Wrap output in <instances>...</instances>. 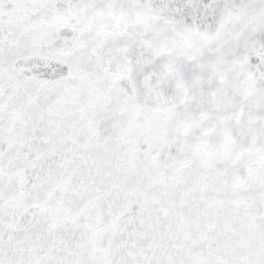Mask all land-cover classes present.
<instances>
[{"label": "snow or ice", "instance_id": "obj_1", "mask_svg": "<svg viewBox=\"0 0 264 264\" xmlns=\"http://www.w3.org/2000/svg\"><path fill=\"white\" fill-rule=\"evenodd\" d=\"M0 264H264V0H0Z\"/></svg>", "mask_w": 264, "mask_h": 264}]
</instances>
